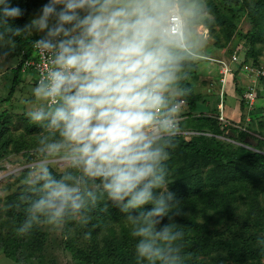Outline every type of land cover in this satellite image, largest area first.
<instances>
[{"label": "clouds", "instance_id": "obj_1", "mask_svg": "<svg viewBox=\"0 0 264 264\" xmlns=\"http://www.w3.org/2000/svg\"><path fill=\"white\" fill-rule=\"evenodd\" d=\"M22 14L0 0V60L18 37L38 36L45 61L25 113L39 134L16 234L71 236L95 210L116 208L135 240L134 264H186L167 161L187 82L206 54L207 0H47L18 27ZM257 246L264 256V234Z\"/></svg>", "mask_w": 264, "mask_h": 264}, {"label": "trees", "instance_id": "obj_2", "mask_svg": "<svg viewBox=\"0 0 264 264\" xmlns=\"http://www.w3.org/2000/svg\"><path fill=\"white\" fill-rule=\"evenodd\" d=\"M244 1L254 33L257 37L262 36L264 34V0H258L254 4L250 0ZM46 2L47 0H12L13 6H19L23 12L12 23L23 27L41 6L40 4ZM233 7L234 4L230 3L229 8L233 10ZM232 31L236 30L225 32L228 39ZM34 38L39 37H18L13 53L19 55V52L25 49L28 56L33 51ZM21 52L20 64L15 68L16 77L8 98L10 93L14 92L19 81L18 77L23 72L22 63L25 55L21 57ZM248 61H242L240 57V62L234 67L236 66L237 69L239 66L242 70L243 62ZM252 61L256 63L255 60ZM236 69L232 72L237 78L239 72H234ZM195 76L196 69L193 70L187 82L190 92L185 98L190 109L187 114L191 117V113L196 111L200 98L194 88ZM219 98L215 106L211 102L209 112L193 115V119L200 122L198 124V128L202 130L200 133L191 134L192 137L189 140L186 139L185 135L188 133H185V130L177 133L176 147L171 150L167 164L172 182L169 187L181 202L183 214L172 215V219L181 225L185 233L183 251L186 254V264H199L201 260H205L204 257H200L203 253L220 248L227 251L226 258L222 259L225 262L218 257L212 264H227L229 259H233L235 263L240 261L237 264H264L262 261L264 256H261L257 246V236L264 234V152L256 151L244 144L232 147L231 143L219 139L218 136L224 134L225 130H230L231 133L225 134L226 137L255 147L263 143V138L255 136L251 133L252 131H246L241 125L237 127L231 124L235 120L229 124L221 120ZM242 107L246 109L245 105ZM9 113L8 109L0 113V159L9 152L11 145L15 142L10 129ZM224 113L227 120L229 117L225 107ZM187 114L184 113V117ZM182 123L183 121L180 122V127ZM205 126L212 134L203 130ZM22 193L23 188L20 193L9 195L4 209L15 227L24 219V206L20 202ZM145 207L149 208L151 205ZM162 223H169L168 217H165ZM223 223L228 225L227 230L225 233H218L216 228ZM250 225L255 233L260 234L249 235L252 233ZM242 227L249 228L247 230L250 233L245 235ZM85 231L92 233L86 246H74V241L70 242L75 235L67 236L69 242L65 248L72 254L76 263L134 264L135 240L130 236L129 229L118 209L110 208L108 213L101 212L99 209L95 210L90 224L87 227L77 228L75 232L83 235ZM49 234L44 227L34 228L27 236H18L15 230H10L7 235L0 234V250L10 258L28 264L27 262L35 256V251L41 253L45 250Z\"/></svg>", "mask_w": 264, "mask_h": 264}, {"label": "rangeland", "instance_id": "obj_3", "mask_svg": "<svg viewBox=\"0 0 264 264\" xmlns=\"http://www.w3.org/2000/svg\"><path fill=\"white\" fill-rule=\"evenodd\" d=\"M238 1V2H236ZM258 0H250L252 4ZM234 4L233 10L229 8V4ZM41 6L43 4H40ZM208 8L211 12V22L202 25V31L207 39L206 54L203 56L202 61L196 68V78H194V88L196 94L200 96L197 103L196 111L191 113L192 117L187 114L190 109L187 102L183 104L181 113H186L187 116L183 117V125L179 126L180 130L189 132L185 135L186 139H191L193 133H200L202 130L198 128L200 123L198 120L193 119V115H201L199 112H209L211 108V102L216 101L221 97L222 87V73L221 67L217 60L225 59L229 60L236 53L241 57L243 65L248 63L254 69L259 66H264V34L257 37L253 31V26L247 15V7L244 0H207ZM39 8L34 12L35 15ZM29 21V20H28ZM235 29L232 31L230 38L228 39L225 32ZM227 30V31H226ZM256 36V37H255ZM219 40V41H218ZM18 51V50H17ZM21 52V51H20ZM19 52V55H20ZM26 54V50L23 49L21 57ZM18 54L12 53L9 57L4 60H0V113L4 109L10 111L11 117L10 129L15 142L11 145L9 152L0 159V234L7 235L10 230H14L15 226L10 219L7 217L4 209L7 202V197L13 193H20L23 188L22 178L24 175L23 169L25 166L35 157V146L37 136L39 134L38 127L35 124L29 122L26 111L30 107L32 101L31 88L37 83L36 74L32 71L21 72L18 77L19 81L14 89L13 93L11 87L16 77L15 68L20 64V57ZM252 60H255L254 64ZM258 64V65H257ZM246 69L242 66V70L239 66L234 72H239V77H235L232 83V89H236V95L232 100L237 102L239 106L238 120H233L235 116L232 114V118H225L227 124L231 123L238 127H243L246 131H252L255 136L263 138V143L259 147H255L250 144H245L236 139L226 137L231 133L230 130H225L224 134L219 135L218 138L224 140L227 143H231L232 147L239 145H246L254 150L264 152V78L257 76L256 71ZM240 69V70H239ZM243 73V75L241 74ZM241 75V76H240ZM228 81V78H227ZM228 84L226 87V94L223 96V105L225 107L227 96L229 95ZM250 91H254V98L247 102L246 96ZM210 93V94H209ZM256 93V94H255ZM219 103L221 99L219 98ZM242 105L246 106L243 109ZM245 113V118L243 114ZM225 115V114H224ZM203 130L209 134H212L209 128L206 126ZM209 131V132H208ZM192 134V135H191ZM228 225L223 223L219 225L216 230L218 233H225ZM252 233L249 235H257L254 228L249 226ZM46 229V228H45ZM249 229V228H247ZM242 227V232L246 235L250 233L249 230ZM48 230V229H46ZM49 231V230H48ZM49 240L45 247V250L41 253L35 251V256L31 258L28 264H79L73 259L72 254L65 248L68 244L67 235L59 232L49 231ZM75 238H72L70 243L74 246H86L88 240L83 238L82 233L74 232ZM248 235V236H249ZM224 249V248H223ZM223 251V252H221ZM222 253V254H221ZM221 254V255H220ZM227 251L222 248L208 253H203L200 257H204L205 260H201L199 264H212L215 258L222 259L226 256ZM229 257V255H228ZM226 258V257H225ZM264 262V258L262 259ZM225 262V261H222ZM0 250V264H21ZM234 260L229 259L227 264H234ZM240 263V261L235 264ZM24 264V263H23ZM225 264V263H224Z\"/></svg>", "mask_w": 264, "mask_h": 264}, {"label": "built area", "instance_id": "obj_4", "mask_svg": "<svg viewBox=\"0 0 264 264\" xmlns=\"http://www.w3.org/2000/svg\"><path fill=\"white\" fill-rule=\"evenodd\" d=\"M218 64L221 67V73H222V87H221V92L219 93V95L221 94V103H219V109H220V119L221 120H225V113H224V105L223 102L224 98L223 96L226 94V83H227V78L228 76L233 74V69H234V65L238 64L240 62V57L235 53L233 55V57L230 58L229 60H225V59H221V60H217ZM45 66V61L44 58L42 56L39 55L38 51L33 48V51L31 53H29L28 56H26L25 54V58H23V63H22V71H28L31 70L36 74V81H38V76H39V71ZM244 66L246 69H251L248 63H246V65H242ZM241 66V68H242ZM253 71H256L257 76H259V79H261V77H264V66L263 67H259V68H253ZM256 94V93H255ZM252 98H254V91H250L248 93V95L246 96L247 102L250 103L251 100H253ZM186 102V100L184 99V103ZM252 102V101H251ZM184 117V114L181 113V118L180 121L178 122V126H177V133H181V130L179 129L180 126V122L182 121ZM185 133H189L187 131H185Z\"/></svg>", "mask_w": 264, "mask_h": 264}, {"label": "crops", "instance_id": "obj_5", "mask_svg": "<svg viewBox=\"0 0 264 264\" xmlns=\"http://www.w3.org/2000/svg\"><path fill=\"white\" fill-rule=\"evenodd\" d=\"M31 71V70H30ZM23 72H25V71H23ZM33 72V71H32ZM242 75H243V73H241ZM241 76V75H240ZM237 77H239V76H237ZM234 79H235V76H234V74H232V75H230V76H228V81H227V83H226V87H227V84H228V92H229V95L227 96V100H226V104H225V112L227 113V115H228V117H230V118H232L231 117V115L230 114H232L233 116H235V117H233L234 119L233 120H238V118L240 117H238L237 118V116L239 115V106H237L238 104H237V102L236 101H233L232 99L233 98H236V97H234L236 94V89H232V85L230 86L229 85V82L230 83H232L233 81H234ZM235 94V95H234ZM217 104V98H216V101H214L213 103H212V105L213 106H215ZM5 254V253H4ZM6 255V254H5ZM21 264H23V263H21Z\"/></svg>", "mask_w": 264, "mask_h": 264}]
</instances>
